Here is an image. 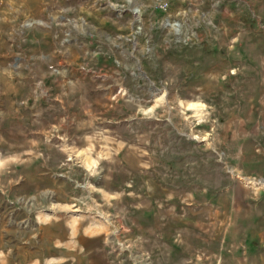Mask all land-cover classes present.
Masks as SVG:
<instances>
[{"label": "rangeland", "instance_id": "1", "mask_svg": "<svg viewBox=\"0 0 264 264\" xmlns=\"http://www.w3.org/2000/svg\"><path fill=\"white\" fill-rule=\"evenodd\" d=\"M69 251L264 264V0H0V264Z\"/></svg>", "mask_w": 264, "mask_h": 264}, {"label": "crops", "instance_id": "2", "mask_svg": "<svg viewBox=\"0 0 264 264\" xmlns=\"http://www.w3.org/2000/svg\"><path fill=\"white\" fill-rule=\"evenodd\" d=\"M78 256H84V258H86L89 261H95L97 263V261L104 260V256H100V253H96V252H89L87 251L84 254H78L76 252H66L63 255H55L52 259V261L46 262L43 258L39 259V258H33V260L26 262L25 264H56L57 262H59L60 260L64 259V258H69V259H73V262L71 261L69 264H73V263H77L76 260L78 258ZM60 264V263H59ZM91 264H94V262H92Z\"/></svg>", "mask_w": 264, "mask_h": 264}, {"label": "built area", "instance_id": "3", "mask_svg": "<svg viewBox=\"0 0 264 264\" xmlns=\"http://www.w3.org/2000/svg\"><path fill=\"white\" fill-rule=\"evenodd\" d=\"M162 7H163V8H166V6H164V5H163Z\"/></svg>", "mask_w": 264, "mask_h": 264}]
</instances>
